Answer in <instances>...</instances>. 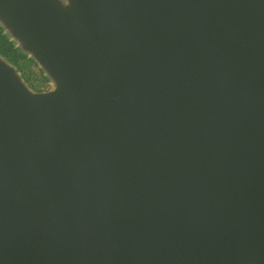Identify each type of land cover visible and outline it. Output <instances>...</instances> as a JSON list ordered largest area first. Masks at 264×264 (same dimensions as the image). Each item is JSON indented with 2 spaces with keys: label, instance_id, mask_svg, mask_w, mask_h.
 Masks as SVG:
<instances>
[{
  "label": "water",
  "instance_id": "95a60500",
  "mask_svg": "<svg viewBox=\"0 0 264 264\" xmlns=\"http://www.w3.org/2000/svg\"><path fill=\"white\" fill-rule=\"evenodd\" d=\"M0 264H264V0H0Z\"/></svg>",
  "mask_w": 264,
  "mask_h": 264
},
{
  "label": "trees",
  "instance_id": "16d2710c",
  "mask_svg": "<svg viewBox=\"0 0 264 264\" xmlns=\"http://www.w3.org/2000/svg\"><path fill=\"white\" fill-rule=\"evenodd\" d=\"M0 56L8 63L12 64L27 85L34 91L42 92L48 89L49 80L43 75V72L38 68V73L32 69L36 66L31 58L23 54L15 44L9 40L7 35L0 28Z\"/></svg>",
  "mask_w": 264,
  "mask_h": 264
},
{
  "label": "rangeland",
  "instance_id": "374dc122",
  "mask_svg": "<svg viewBox=\"0 0 264 264\" xmlns=\"http://www.w3.org/2000/svg\"><path fill=\"white\" fill-rule=\"evenodd\" d=\"M32 69H33V71H34L35 73H38V67H37V66H33ZM48 88H49V87H48Z\"/></svg>",
  "mask_w": 264,
  "mask_h": 264
}]
</instances>
